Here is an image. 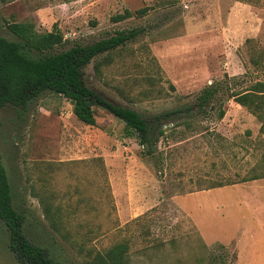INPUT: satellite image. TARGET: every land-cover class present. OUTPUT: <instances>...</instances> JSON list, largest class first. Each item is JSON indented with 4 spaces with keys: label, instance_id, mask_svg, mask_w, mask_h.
I'll list each match as a JSON object with an SVG mask.
<instances>
[{
    "label": "rangeland",
    "instance_id": "rangeland-1",
    "mask_svg": "<svg viewBox=\"0 0 264 264\" xmlns=\"http://www.w3.org/2000/svg\"><path fill=\"white\" fill-rule=\"evenodd\" d=\"M126 10L134 16L112 21ZM12 23L56 26L66 44L54 52L141 29L92 61L84 80L146 118L153 140L164 131L148 156L123 122L98 109L87 126L53 92L25 110L0 109L2 163L30 241L65 264L120 243L129 264H264L260 254L237 260L244 215L235 190L189 197L264 173V104L259 120L229 98L264 82V0H0V37L19 42ZM210 86L219 91L199 110ZM9 241L0 220V264H18Z\"/></svg>",
    "mask_w": 264,
    "mask_h": 264
},
{
    "label": "trees",
    "instance_id": "trees-1",
    "mask_svg": "<svg viewBox=\"0 0 264 264\" xmlns=\"http://www.w3.org/2000/svg\"><path fill=\"white\" fill-rule=\"evenodd\" d=\"M147 9L138 10L135 15L143 16ZM134 14L126 10L123 14L112 17L114 23L132 18ZM8 29L20 40L10 41L0 37V109L11 106L25 110L27 106L46 92H53L68 99L73 106L76 118L87 126L97 125V110L102 109L125 124V134L136 137L145 150V154H154L153 146L164 131L160 129L153 140L152 128L146 118L137 111L115 104L100 93L90 88L84 80V70L98 57L126 46L142 33L141 29L117 33L90 45L75 44L71 48L54 52L64 47V35L56 26L51 32L39 33L32 24L12 23ZM46 53L33 57L32 53ZM219 88L210 86L197 98L199 110L209 108ZM237 104L250 110L262 120L260 110L264 104V82H258L243 93L229 96ZM176 111L156 116L153 120H167ZM222 110L219 118L223 119ZM263 129V127H262ZM264 176V173L261 174ZM259 176V175H257ZM244 178L241 182L248 181ZM237 184V183H236ZM229 185H235L229 184ZM224 185H218V188ZM210 189V188H209ZM0 220L5 224L9 235V247L18 264H65L53 259L48 252L33 243L24 231L25 215L14 207V195L8 174L2 163L0 147ZM129 245L120 243L105 252H99L86 261V264H129Z\"/></svg>",
    "mask_w": 264,
    "mask_h": 264
},
{
    "label": "crops",
    "instance_id": "crops-1",
    "mask_svg": "<svg viewBox=\"0 0 264 264\" xmlns=\"http://www.w3.org/2000/svg\"><path fill=\"white\" fill-rule=\"evenodd\" d=\"M232 104L241 107L236 102ZM249 178L245 182L239 181L235 185L210 188L202 192L192 193L189 196L208 195L225 189L235 190L239 209L244 215L241 235L232 242L235 243L237 249V260L242 252L254 256L264 255V176L255 174Z\"/></svg>",
    "mask_w": 264,
    "mask_h": 264
}]
</instances>
